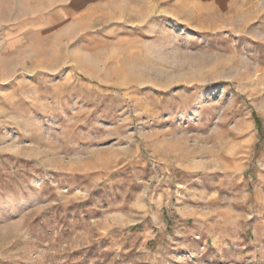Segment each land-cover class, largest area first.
Wrapping results in <instances>:
<instances>
[{
	"label": "rangeland",
	"instance_id": "obj_1",
	"mask_svg": "<svg viewBox=\"0 0 264 264\" xmlns=\"http://www.w3.org/2000/svg\"><path fill=\"white\" fill-rule=\"evenodd\" d=\"M0 264H264V0H0Z\"/></svg>",
	"mask_w": 264,
	"mask_h": 264
},
{
	"label": "trees",
	"instance_id": "obj_2",
	"mask_svg": "<svg viewBox=\"0 0 264 264\" xmlns=\"http://www.w3.org/2000/svg\"><path fill=\"white\" fill-rule=\"evenodd\" d=\"M258 123V121H256V124Z\"/></svg>",
	"mask_w": 264,
	"mask_h": 264
}]
</instances>
